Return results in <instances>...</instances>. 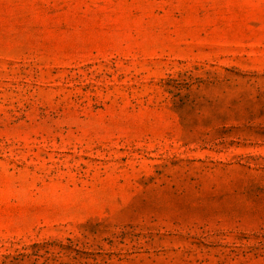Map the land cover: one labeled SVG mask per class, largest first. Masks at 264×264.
Here are the masks:
<instances>
[{
	"label": "rangeland",
	"instance_id": "obj_1",
	"mask_svg": "<svg viewBox=\"0 0 264 264\" xmlns=\"http://www.w3.org/2000/svg\"><path fill=\"white\" fill-rule=\"evenodd\" d=\"M0 264H264V0H0Z\"/></svg>",
	"mask_w": 264,
	"mask_h": 264
}]
</instances>
